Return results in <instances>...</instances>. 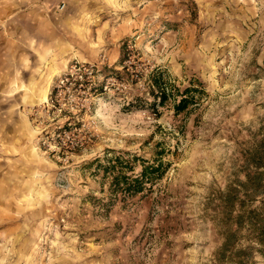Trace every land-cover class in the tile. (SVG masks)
Instances as JSON below:
<instances>
[{"label":"rangeland","instance_id":"obj_1","mask_svg":"<svg viewBox=\"0 0 264 264\" xmlns=\"http://www.w3.org/2000/svg\"><path fill=\"white\" fill-rule=\"evenodd\" d=\"M263 132L264 0H0V264H264L226 197Z\"/></svg>","mask_w":264,"mask_h":264},{"label":"trees","instance_id":"obj_2","mask_svg":"<svg viewBox=\"0 0 264 264\" xmlns=\"http://www.w3.org/2000/svg\"><path fill=\"white\" fill-rule=\"evenodd\" d=\"M161 90V89H160ZM189 89L185 90V93L182 94L179 103L175 105V108L178 113L186 110L190 106V99L188 97ZM162 104L166 100V93H161ZM259 145L254 153L250 154L247 158L245 181H236V184L229 186L227 189V198L229 200V206L235 208V199L239 194H246L247 197H256L264 192V132L262 133V139L259 141ZM156 163L151 165H145V161H142L141 170L138 173L135 172V165L127 166V170L132 173L131 176L124 171V168H121L117 175L114 176L112 182V187L115 189V198L120 196L123 199L128 197H135L138 195H144L147 191H151L154 185L163 178L167 167L164 165L161 159H156ZM117 163L123 164L121 158L116 159ZM116 162L112 166V171L115 174L117 170ZM261 170V171H260ZM263 170V171H262ZM106 172H110V169L106 168ZM110 206V205H108ZM248 216V224H250V232L253 233L256 242L261 246V252L264 254V212L256 213L252 211ZM262 216V217H261ZM245 222V217L243 214H239L236 217L235 226L239 229ZM229 232V235L226 239V242L223 245L222 252L227 250L228 245H231L237 237L238 231Z\"/></svg>","mask_w":264,"mask_h":264},{"label":"crops","instance_id":"obj_3","mask_svg":"<svg viewBox=\"0 0 264 264\" xmlns=\"http://www.w3.org/2000/svg\"><path fill=\"white\" fill-rule=\"evenodd\" d=\"M46 63H47V62H46ZM43 91H44V92L42 93V96H41L42 99L45 98L46 95L48 96V92H49L48 87H46L45 90H43Z\"/></svg>","mask_w":264,"mask_h":264}]
</instances>
